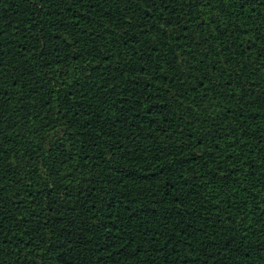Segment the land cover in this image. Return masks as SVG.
<instances>
[{"label": "trees", "instance_id": "obj_1", "mask_svg": "<svg viewBox=\"0 0 264 264\" xmlns=\"http://www.w3.org/2000/svg\"><path fill=\"white\" fill-rule=\"evenodd\" d=\"M0 264H264V0H0Z\"/></svg>", "mask_w": 264, "mask_h": 264}]
</instances>
